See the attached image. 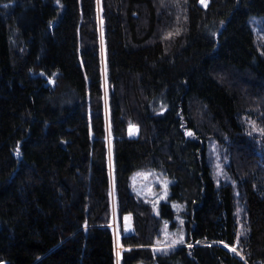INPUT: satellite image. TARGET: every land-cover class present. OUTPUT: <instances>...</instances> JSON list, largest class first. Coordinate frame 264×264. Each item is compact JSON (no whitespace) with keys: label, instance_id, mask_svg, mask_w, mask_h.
<instances>
[{"label":"trees","instance_id":"obj_1","mask_svg":"<svg viewBox=\"0 0 264 264\" xmlns=\"http://www.w3.org/2000/svg\"><path fill=\"white\" fill-rule=\"evenodd\" d=\"M251 23L264 31V0H0V194L21 178L0 213L3 264H264ZM150 169L169 179L158 214L130 188ZM172 204L183 240L155 251Z\"/></svg>","mask_w":264,"mask_h":264},{"label":"rangeland","instance_id":"obj_2","mask_svg":"<svg viewBox=\"0 0 264 264\" xmlns=\"http://www.w3.org/2000/svg\"><path fill=\"white\" fill-rule=\"evenodd\" d=\"M57 2V1H56ZM201 3V0H200ZM202 4V3H201ZM207 4V0L206 3ZM203 4V5H205ZM251 25L256 29V31L260 34L262 37V41L264 44V31L257 27L256 25ZM101 51V49H100ZM101 67H102V73L104 75V62L103 57L101 55ZM107 116H105V122L107 124ZM130 132L133 133L134 127H130ZM208 158L210 163L212 164V170L215 174L218 176L221 175V167L225 163V159L222 161L221 153H219V148L217 147L215 141H212L209 143V153ZM21 178H16L14 180L13 185L4 191L2 194H0V213L2 209L3 202L8 200L14 193V190L16 189L17 185L20 183ZM168 184L169 179L163 175L161 172L157 170H137L134 171L130 175V188L133 191V193L140 199L147 201L151 207L154 213L158 214V205L159 202L162 200H165L166 195L168 193ZM172 206L175 208L176 212L179 211L180 207L177 204H172ZM112 207V205H111ZM174 225L173 227L170 226V219H163L162 225L160 229L159 237L154 241L153 248L155 251H165L173 246L178 245L184 237V231L182 228V220L180 216L175 214L174 216ZM121 226V232L122 234H126L129 232V222L126 220V218H123ZM111 226L113 237H114V243H115V250H116V262L118 259V252L121 249V246L118 242V229L116 225L111 221L109 223ZM233 248V247H231ZM9 256V252L5 246V243L2 241L0 244V264H3V259L5 257ZM34 257H27L26 260L22 262V264L32 260ZM137 264H154L153 262L150 263H143L138 262Z\"/></svg>","mask_w":264,"mask_h":264},{"label":"snow or ice","instance_id":"obj_3","mask_svg":"<svg viewBox=\"0 0 264 264\" xmlns=\"http://www.w3.org/2000/svg\"><path fill=\"white\" fill-rule=\"evenodd\" d=\"M201 3L202 4H205L206 3V0H201ZM169 35H172L171 33ZM189 135H191V133H189ZM182 242V241H181ZM233 251H235V249H232Z\"/></svg>","mask_w":264,"mask_h":264}]
</instances>
